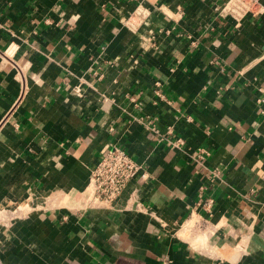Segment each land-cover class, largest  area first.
Returning a JSON list of instances; mask_svg holds the SVG:
<instances>
[{
  "label": "crops",
  "instance_id": "obj_1",
  "mask_svg": "<svg viewBox=\"0 0 264 264\" xmlns=\"http://www.w3.org/2000/svg\"><path fill=\"white\" fill-rule=\"evenodd\" d=\"M0 264H264V0H0Z\"/></svg>",
  "mask_w": 264,
  "mask_h": 264
},
{
  "label": "built area",
  "instance_id": "obj_2",
  "mask_svg": "<svg viewBox=\"0 0 264 264\" xmlns=\"http://www.w3.org/2000/svg\"><path fill=\"white\" fill-rule=\"evenodd\" d=\"M141 171L143 165L124 148L118 146L108 148L101 154L90 173L93 200L99 203L114 202ZM141 176L146 177V173L143 172Z\"/></svg>",
  "mask_w": 264,
  "mask_h": 264
},
{
  "label": "rangeland",
  "instance_id": "obj_3",
  "mask_svg": "<svg viewBox=\"0 0 264 264\" xmlns=\"http://www.w3.org/2000/svg\"><path fill=\"white\" fill-rule=\"evenodd\" d=\"M91 193H92V189H90ZM90 191H88V196H90Z\"/></svg>",
  "mask_w": 264,
  "mask_h": 264
},
{
  "label": "bare ground",
  "instance_id": "obj_4",
  "mask_svg": "<svg viewBox=\"0 0 264 264\" xmlns=\"http://www.w3.org/2000/svg\"><path fill=\"white\" fill-rule=\"evenodd\" d=\"M91 188H93V187H91ZM90 191V190H89Z\"/></svg>",
  "mask_w": 264,
  "mask_h": 264
}]
</instances>
